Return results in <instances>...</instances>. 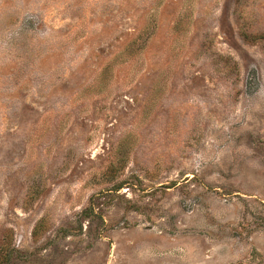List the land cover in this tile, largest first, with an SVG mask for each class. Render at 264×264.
Segmentation results:
<instances>
[{"label": "rangeland", "instance_id": "obj_1", "mask_svg": "<svg viewBox=\"0 0 264 264\" xmlns=\"http://www.w3.org/2000/svg\"><path fill=\"white\" fill-rule=\"evenodd\" d=\"M0 264H264V0H0Z\"/></svg>", "mask_w": 264, "mask_h": 264}]
</instances>
